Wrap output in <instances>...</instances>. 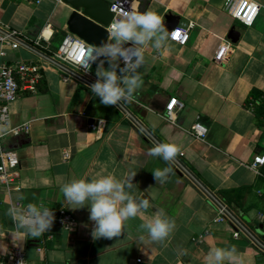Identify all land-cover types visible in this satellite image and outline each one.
<instances>
[{
	"label": "crops",
	"instance_id": "crops-1",
	"mask_svg": "<svg viewBox=\"0 0 264 264\" xmlns=\"http://www.w3.org/2000/svg\"><path fill=\"white\" fill-rule=\"evenodd\" d=\"M226 1L138 0L139 11H154L164 23L174 14L184 18L178 26L193 27L185 45L171 40L158 51L145 49V64L139 69L143 84L131 102H122L161 143L179 146L182 166L213 192H229L230 203L216 195L235 217L221 220V206L186 172H179L174 161L166 165L148 154L157 144L154 137L123 106H105L90 84L63 79L53 54L69 32V5L62 0H0V24L22 31L21 45L9 48L3 60L39 68L34 89L23 88L10 104L12 128L28 124L29 132L0 138V149L20 157L18 187L9 190L0 183V262L20 248L29 264H137V258H142L140 264H204L210 248L234 245L245 264H264V250L253 247V235L264 241V164L259 171L252 167L254 157L264 154V123L246 104L253 89L264 91V0H256L261 8L252 25L235 20ZM48 23L53 35L40 46L36 41ZM233 26L241 32L236 43L228 37ZM225 40L233 48L220 63L215 54ZM174 98L182 106H176L170 121L164 115ZM96 118L107 119L100 134L89 127ZM195 122L208 127L204 139L191 133ZM166 166L172 173L165 183H156L152 171ZM133 172L134 186L128 191L148 199L151 207L127 221L120 237L93 240L87 206L69 208L60 186L101 175L123 179ZM30 202L55 215L66 209L76 228L65 229L55 218L50 231L20 242L6 212L10 205ZM159 209L175 222L162 243L139 230Z\"/></svg>",
	"mask_w": 264,
	"mask_h": 264
},
{
	"label": "clouds",
	"instance_id": "clouds-1",
	"mask_svg": "<svg viewBox=\"0 0 264 264\" xmlns=\"http://www.w3.org/2000/svg\"><path fill=\"white\" fill-rule=\"evenodd\" d=\"M173 38L174 33L165 27L160 15L149 10L139 11L133 5L111 23L107 40L93 47L87 60L77 66L87 74L95 64L97 79L88 86L91 93L99 97L100 103L105 106H119L122 102H131L143 84L139 69L145 64V49L151 46L158 51ZM13 134L18 132L11 123L0 121V138ZM180 151L176 144L158 143L149 149L148 154L170 165ZM152 172L156 183L163 184L172 173V168L166 166ZM135 175L133 172L123 179L112 175L72 179L60 186L69 208L75 210L87 206L89 220L93 222V240L120 237L127 221L137 218L151 207L148 199L136 197L128 191L134 186ZM6 215L10 217L20 242L27 237L38 238L50 231L55 219L52 209L31 202L26 206L10 205ZM174 229V220L167 217L162 209L139 225V230L157 243L164 242ZM140 239L143 240L144 236L141 235ZM204 264H245V260L234 245L212 247Z\"/></svg>",
	"mask_w": 264,
	"mask_h": 264
},
{
	"label": "built area",
	"instance_id": "built-area-1",
	"mask_svg": "<svg viewBox=\"0 0 264 264\" xmlns=\"http://www.w3.org/2000/svg\"><path fill=\"white\" fill-rule=\"evenodd\" d=\"M29 2L38 3L40 0H28ZM138 0H115L111 3V11L114 13V17L111 23L120 18V14L124 11L130 10ZM136 6V5H135ZM137 7V6H136ZM226 8L235 20L240 21L244 25H252L260 11L261 5L256 0H227ZM110 23V25H111ZM110 25L107 27L109 29ZM193 27V23H189L185 26H178L171 32L174 33L173 41L179 44L185 45L190 38V31ZM22 31L19 29L5 24H0V121L10 122V104L18 96L23 88L34 89V85L38 76L39 68L36 64L19 62L17 64H8L3 60V57L7 54L9 48L16 49L22 42ZM53 35L52 24L48 23L36 43L40 46H44L45 42L49 41ZM95 47L87 43L84 39L80 38L76 34L68 32L59 46L54 52L53 58L57 60V65L61 69L64 80L70 78H77L92 84L95 82V78L92 73V69L89 73H83L77 66L80 62L87 60L90 55V50ZM233 48V43L229 40L223 41L219 46L215 54V60L217 62H225ZM182 106V103L178 102L177 98L172 99L167 106V111L164 117L170 121H174V110L176 106ZM107 123L105 118H96L89 122V127L95 130L97 133H101ZM18 134L24 132L28 133L30 126L25 124L24 126L14 127ZM190 131L198 138L204 139L208 133V127L201 122H195ZM70 152H64V158L69 159ZM264 164V154H258L254 157L252 167L259 171L261 165ZM20 178V157L16 151L2 150L0 149V183L7 189H13L18 187V181ZM55 215V214H54ZM56 220L61 226L68 230H74L77 222L75 217L69 213L66 209H60L55 215ZM228 218V213L225 207H220V214L218 219L224 220ZM235 235L238 236L239 232L236 231ZM142 258H137L136 263L140 264ZM0 264H29L24 252L17 248L13 251V254L9 260L0 262Z\"/></svg>",
	"mask_w": 264,
	"mask_h": 264
},
{
	"label": "water",
	"instance_id": "water-1",
	"mask_svg": "<svg viewBox=\"0 0 264 264\" xmlns=\"http://www.w3.org/2000/svg\"><path fill=\"white\" fill-rule=\"evenodd\" d=\"M65 4L72 8V12L69 15L67 25L68 31L76 34L80 38L84 39L87 43L97 46L100 43L107 40L108 29L114 13L111 11V3L108 0H62ZM184 20L183 17L176 16L174 14L167 15V21L164 23L170 31L178 26V21ZM241 32L236 26H233L229 31L228 37L234 42H238ZM54 59V58H53ZM55 62H58L54 59ZM123 64L121 63V67ZM94 69V64L91 66ZM124 107L131 115L133 120L138 126L143 129L148 135H154L142 124L141 121L124 105ZM154 141L158 144L161 143L154 137ZM179 172H186L215 202L221 207H225L227 213L232 218L235 214L226 206V204L213 192L208 186H206L193 172L188 168L182 166V162L178 157L174 160ZM264 238V236H263ZM253 247L259 251L264 250V241L256 235H253Z\"/></svg>",
	"mask_w": 264,
	"mask_h": 264
},
{
	"label": "trees",
	"instance_id": "trees-1",
	"mask_svg": "<svg viewBox=\"0 0 264 264\" xmlns=\"http://www.w3.org/2000/svg\"><path fill=\"white\" fill-rule=\"evenodd\" d=\"M247 106L251 108L261 123H264V91L253 89L247 100ZM216 193L226 202L230 203L228 191H216Z\"/></svg>",
	"mask_w": 264,
	"mask_h": 264
}]
</instances>
